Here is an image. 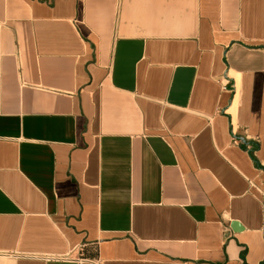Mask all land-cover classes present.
I'll use <instances>...</instances> for the list:
<instances>
[{
    "label": "crops",
    "instance_id": "0c3cea01",
    "mask_svg": "<svg viewBox=\"0 0 264 264\" xmlns=\"http://www.w3.org/2000/svg\"><path fill=\"white\" fill-rule=\"evenodd\" d=\"M0 264H264V0H0Z\"/></svg>",
    "mask_w": 264,
    "mask_h": 264
}]
</instances>
